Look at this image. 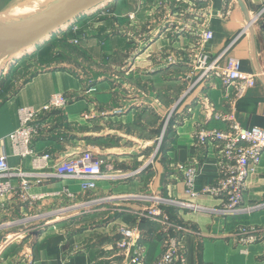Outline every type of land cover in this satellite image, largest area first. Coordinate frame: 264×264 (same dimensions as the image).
I'll return each instance as SVG.
<instances>
[{
    "label": "crops",
    "instance_id": "obj_1",
    "mask_svg": "<svg viewBox=\"0 0 264 264\" xmlns=\"http://www.w3.org/2000/svg\"><path fill=\"white\" fill-rule=\"evenodd\" d=\"M122 1L113 4L120 20L106 17L103 23L106 44L100 46L97 33L82 41L80 47L90 54L92 69L80 65L75 69L67 64L45 66L49 62L45 60L41 69L26 77L13 72L11 63L0 77V155H7L11 167L21 166L27 172L33 169L34 157L15 155L10 139L20 123L19 108L40 109L56 92L72 98L65 107L52 112V128L33 141L37 153L52 154L50 168L28 175L30 193L42 197L22 202L15 194L0 200V264H25L17 262L20 251L13 253L9 234L17 230L30 233L25 239L21 233L17 241L20 250L32 252L33 264H112L119 258L116 241L120 225H139L148 234L155 231L156 225L149 218L140 217L154 197L174 202L163 207L181 227L191 228L183 231L189 264H264V235L246 245L237 241L242 226L264 228V155L259 170L248 180L244 203L254 207L249 213L226 216L220 211L219 197L202 194L191 198L186 193L178 166L195 156L202 163L200 187L213 185L218 178L216 154L210 146L196 147L193 131L205 120L197 106L198 97L210 90L211 99L223 108L222 92L206 89L200 73H190L196 33H191L195 37L183 32L176 38H166V29L155 27L147 46L118 31L114 33V26L125 24ZM207 1L214 38L205 48L213 57H220L222 65L235 56L244 71L260 74L256 86L239 101L237 116L246 128H264V12L258 16L264 0ZM6 2L0 0V12L6 9ZM68 27L70 24L58 32ZM53 36L26 55L34 58L35 53L44 51ZM147 53L153 55L145 56ZM152 80L166 84L152 86ZM92 86L95 89H90ZM172 112L175 114L170 124L167 119ZM152 113L156 117L153 125ZM165 123L175 130L163 145V140L159 141L162 147L152 160V143L164 139ZM210 124L223 126L220 122ZM87 148L105 155L110 174L89 192L82 189L80 179L52 173L57 162ZM21 178L14 177L13 182L19 183ZM175 202L201 209L195 211ZM19 222L24 227L16 228ZM147 240L146 264H152L160 245L152 237Z\"/></svg>",
    "mask_w": 264,
    "mask_h": 264
},
{
    "label": "built area",
    "instance_id": "obj_2",
    "mask_svg": "<svg viewBox=\"0 0 264 264\" xmlns=\"http://www.w3.org/2000/svg\"><path fill=\"white\" fill-rule=\"evenodd\" d=\"M208 11L210 16V8ZM262 12H264V5L258 16ZM78 27L74 26L73 31H78ZM189 29L190 25L185 24L182 31L189 32ZM194 33L197 36V45L193 50L194 58L190 73L199 72L200 80L204 82L206 89L220 90L224 103L223 108L217 107L209 95L210 90H205L204 95H200L197 101V106L205 114V120L198 123L193 131L196 147L209 148L210 146L216 154L218 178L215 184L200 187L198 178L202 163L196 156L178 166L181 178L186 193L191 198L202 194L219 197L222 200L220 209L222 214L235 216L249 213L254 210V207L245 205V193L250 176L259 170L262 162L264 128L244 127L237 113L239 101L256 86L260 74L244 71L241 61L235 56L228 57L222 65L219 61L220 57H213L206 50V44L214 38V32L209 26V18L205 24H199ZM70 41L77 44L80 39L76 37ZM90 89H95V87L92 86ZM71 99L64 93L56 92L40 109L33 106L19 108L20 123L18 128L10 134V139L15 155L22 158L34 157L33 169L30 172L38 174L50 168L49 162L52 154L50 152L37 153L33 141L42 132L52 128V112L65 107ZM211 122H220L223 126H212ZM106 167L108 165L105 155L95 148H87L77 155L57 162L52 168V173L57 177L80 179L82 189L89 192L97 188L99 180L110 176ZM30 172L25 171L21 166L11 167L7 155H0V200L15 194H18L22 202L42 197L33 195L29 191L31 184L28 175L32 174ZM17 176L22 178L19 183L15 184L14 177ZM68 195L73 196L71 192H68ZM175 203L182 207L190 206L195 211L201 209L198 205ZM165 204H174V202L154 197L152 204L140 213V217L149 218L156 225L152 234L145 232L139 225L118 227L120 238L116 241V245L119 249L117 253L119 258L112 264H146L148 237H152V241L155 240L160 245V253L152 264H189L183 231H191V228L181 227L163 207ZM239 233L241 236L237 239L238 243L246 245L257 241L260 235H264V228L242 226L239 228ZM243 250L246 251L245 248ZM2 252L3 249L2 251L0 249V256ZM16 259L17 262L24 261L25 264L34 262L31 251H20L16 254Z\"/></svg>",
    "mask_w": 264,
    "mask_h": 264
},
{
    "label": "rangeland",
    "instance_id": "obj_3",
    "mask_svg": "<svg viewBox=\"0 0 264 264\" xmlns=\"http://www.w3.org/2000/svg\"><path fill=\"white\" fill-rule=\"evenodd\" d=\"M29 1L31 0H8V2H6L7 7L5 10L22 6V4H26L27 2L29 3ZM115 1L112 0L107 4L101 5L98 8L80 16L77 20L70 22V27L67 28V31L54 34L50 45H47L45 50L41 53H35L36 56H34V58L25 55V57L22 56L19 58L20 60L18 59L15 63L13 61V67L15 66V71L12 69L13 72H17L19 75L26 77L30 73L41 69L45 60L49 61L45 66L65 67L69 65L68 67L75 69L80 68V66L81 68L84 67L86 69L91 68L89 59L91 56L82 50L83 48L80 46L82 45V41L94 38L96 33L98 34L97 38L98 42L100 41V46L103 47L104 44H106V37H104L106 35V29H102L104 21L107 19H113L116 21L120 20V17L113 12V4ZM121 4L124 6L122 8H124L125 11L123 12V15L122 13L119 15H122L125 24H120L119 27L114 26L112 30L114 33L118 31L125 36L127 35L130 40L132 39L133 41L138 40L140 42H145V46L152 42V29L156 30L155 27H160V31L166 29L164 31L166 38H176L179 34H184L182 28L185 24H188L190 25V34L187 33L188 36L195 37L196 35L194 36L191 33L195 32V29L199 27V24H205L209 18L208 10L210 8V3L207 0H124ZM130 8L131 10L129 11ZM196 11H198V13H196ZM135 13L139 14L136 15ZM111 16L114 18H110ZM106 17L107 19H105ZM76 25L79 27L78 31L75 32L73 31V27ZM110 32L111 31H107L109 34ZM76 37H79L80 41L79 43L74 44L70 40H73ZM152 55V53H147L145 56ZM81 57L83 59H81ZM91 64L94 66L93 62H91ZM11 65H9L8 68ZM153 83L154 82L152 80V86L166 84L164 81H157L154 85ZM174 112H172L171 117H168L167 119L170 124L173 121ZM155 118L156 117L152 113V125L156 120ZM170 124H168V126L166 124L164 139L161 135H159L161 140L160 138H157L152 143V160L157 155V149L160 146L159 141L163 140V145L165 138H167V136L172 134V131L175 130L170 126ZM160 130L161 129L158 131L160 132ZM161 147L162 146H160L159 149H161ZM24 225L25 224L22 222H19V225H17L16 228L24 227ZM17 231L9 234L12 239L11 241L13 242V253L22 251L20 250L22 248L21 243H19L20 241H17V237L23 233V230ZM29 236L30 233H23V239L28 238Z\"/></svg>",
    "mask_w": 264,
    "mask_h": 264
},
{
    "label": "water",
    "instance_id": "obj_4",
    "mask_svg": "<svg viewBox=\"0 0 264 264\" xmlns=\"http://www.w3.org/2000/svg\"><path fill=\"white\" fill-rule=\"evenodd\" d=\"M112 0H31L0 12V77L54 33ZM9 69V68H8Z\"/></svg>",
    "mask_w": 264,
    "mask_h": 264
},
{
    "label": "bare ground",
    "instance_id": "obj_5",
    "mask_svg": "<svg viewBox=\"0 0 264 264\" xmlns=\"http://www.w3.org/2000/svg\"><path fill=\"white\" fill-rule=\"evenodd\" d=\"M76 20H77V19H76ZM76 24H77V23H76ZM64 27H65V26H64ZM64 32H65V31H64ZM54 34H55V33H54ZM54 34H53V35H54ZM53 35H52V36H53Z\"/></svg>",
    "mask_w": 264,
    "mask_h": 264
}]
</instances>
